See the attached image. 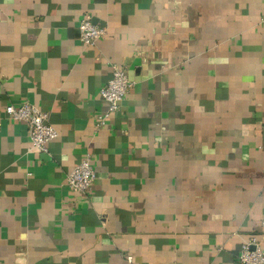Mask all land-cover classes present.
Returning a JSON list of instances; mask_svg holds the SVG:
<instances>
[{"label": "crops", "instance_id": "0c3cea01", "mask_svg": "<svg viewBox=\"0 0 264 264\" xmlns=\"http://www.w3.org/2000/svg\"><path fill=\"white\" fill-rule=\"evenodd\" d=\"M112 62L133 85L98 126ZM26 100L46 154L4 113ZM263 223L264 0H0V264H239Z\"/></svg>", "mask_w": 264, "mask_h": 264}, {"label": "built area", "instance_id": "2783aa9c", "mask_svg": "<svg viewBox=\"0 0 264 264\" xmlns=\"http://www.w3.org/2000/svg\"><path fill=\"white\" fill-rule=\"evenodd\" d=\"M77 29L79 40L90 46H95L105 33V29L93 23L91 16L87 14L79 20ZM109 67L110 77L99 91L101 99L107 104V110L98 116V126L103 125L106 118L119 109L120 103L133 85L123 65L112 62ZM4 113L7 118L26 124L33 149L43 154L48 153V145L57 136V131L50 124L47 112L26 100L18 104L6 105ZM96 179L97 173L92 158L86 154L67 174L66 186L73 193L86 196ZM128 259L131 257L129 256ZM237 261L239 264H264V248L261 242L254 236L242 242Z\"/></svg>", "mask_w": 264, "mask_h": 264}, {"label": "water", "instance_id": "95a60500", "mask_svg": "<svg viewBox=\"0 0 264 264\" xmlns=\"http://www.w3.org/2000/svg\"><path fill=\"white\" fill-rule=\"evenodd\" d=\"M93 21V20H92ZM93 23H95L94 21H93Z\"/></svg>", "mask_w": 264, "mask_h": 264}]
</instances>
